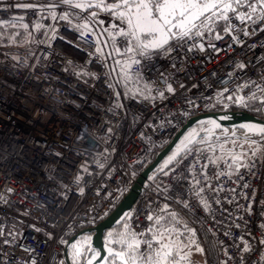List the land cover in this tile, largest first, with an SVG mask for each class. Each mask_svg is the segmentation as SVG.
Instances as JSON below:
<instances>
[{
	"label": "built area",
	"instance_id": "1",
	"mask_svg": "<svg viewBox=\"0 0 264 264\" xmlns=\"http://www.w3.org/2000/svg\"><path fill=\"white\" fill-rule=\"evenodd\" d=\"M50 7L18 6L16 0L0 4V20L27 25L29 33L23 45L6 44L0 37V196L6 201L0 202V228L5 229L0 264H65L66 241L109 215L149 156L190 117L226 111L230 105L248 107L253 92L258 102L264 100V21L254 26L256 31L249 22L228 33L223 21H217L212 34L182 48L172 43V51L156 57L142 79L132 75L139 67L127 69L129 80L120 84L108 59L90 55L99 45L79 40L75 26L87 23L76 15L80 10L72 11L70 22L52 21L50 11H40ZM55 14H61L59 5ZM98 18L109 17L101 12ZM216 34L222 38L215 39ZM85 39L95 41L93 35ZM193 43L203 44V50L189 51ZM169 83L171 93L166 91ZM145 86L152 96L164 90V98L145 99L140 94ZM229 95L243 97L245 103L229 100ZM187 148L199 153L207 144ZM205 155L211 153L188 157L175 172V161L159 170L115 227L122 233L125 225L137 234L147 233L152 226L147 216L157 215L167 203L201 242L205 264H264V157L255 159L251 172L240 170L243 180L221 177L225 191L219 193V203L206 188L210 208L205 209L187 192L191 181L178 183L175 178L181 169L187 172L192 160L199 172L208 163ZM219 170L213 165L206 169L209 178ZM245 182L249 187L242 189ZM218 186L213 180L212 188ZM229 187L249 199L238 195L235 203H228ZM175 200L187 201L190 210ZM113 228L105 231L104 241ZM242 236L251 252H242Z\"/></svg>",
	"mask_w": 264,
	"mask_h": 264
},
{
	"label": "snow or ice",
	"instance_id": "2",
	"mask_svg": "<svg viewBox=\"0 0 264 264\" xmlns=\"http://www.w3.org/2000/svg\"><path fill=\"white\" fill-rule=\"evenodd\" d=\"M41 2L51 5L50 8L40 9V11H50L52 21L70 22L72 11L80 10L76 15L82 16L87 23L75 26V30L79 32V40L89 45L102 44L108 48L112 47L113 42L118 43L119 47L115 49L116 53L122 57H127L130 61V63L126 62L123 67L126 69H132L133 66L139 67V72L132 71V75L137 79H142L143 72L151 66L156 57L172 51V43H175L178 48H182L190 40L195 41L206 34H212L217 21H223L226 25L224 28L225 33L230 30L234 31L241 24H248L249 22L253 26V31H256L254 26L258 22L264 21V0H37V3ZM57 5L61 9L60 15L55 14ZM25 6L27 7V5ZM101 12L110 17V28L100 27L104 23L98 18ZM233 21H239V24L234 25ZM7 26H9V22L0 20V28ZM24 27L27 28V25H24ZM40 27V24L36 25L37 30ZM97 28H99L98 31ZM241 31L243 30L241 29ZM261 31H264V29H261ZM243 34L247 35L248 33L245 31ZM87 35H93L95 41L86 40ZM101 35L105 36L106 39L101 40ZM117 37H119V40H117ZM221 38V35H215V39L219 40ZM197 47L203 50L204 45L193 43L188 50L192 51ZM90 55H97L98 58L104 57L106 61L109 57H112V52H105L103 47L97 46L96 52ZM113 61L116 65H121V61L115 59V57H113ZM240 67L243 68L244 65L241 64ZM165 80L167 81L166 77ZM252 86L257 87L256 82H252ZM246 87H248L247 84L241 86V88ZM166 91L173 92L170 83L167 84ZM223 91L227 92L228 89ZM260 91L264 93V88H261ZM151 92L152 90L147 86L140 90V94L145 99L164 98V90L157 89V96H152ZM227 99L234 100L238 104L245 103L243 97L229 95ZM248 99L253 102L256 101V93L253 92ZM260 104L264 105V100L260 101ZM211 123L216 128L220 127L215 120ZM242 127L249 132L259 133V142L264 143V126L243 125ZM201 142L207 144V148L200 149L199 153H195L192 149L186 147L183 149L182 156L180 153H176L169 157L168 163L171 164L175 161V165L171 169L172 172H175L176 168H179L188 157L197 156L201 153H211V155L204 156L208 163L202 164L199 172L196 171V161L192 160L190 165L185 166L187 172H185V169H181L175 177L178 183L190 180L187 192L190 195L194 193L198 197L199 203L205 209H209L210 205L204 196L205 189L212 191L216 202L219 203V193L225 191L221 177L226 176L229 180H232L233 176H236L238 180H243L244 176L240 170L243 168L251 172L255 167V159L258 155L264 156V152H261V149L257 146L258 141L248 136H245L243 142L240 143L241 151L239 152L226 147L228 143L235 146L238 143L236 139L229 141L226 137L225 141L219 144L218 150L213 143H209L204 137H201ZM245 145H247L248 151H243ZM209 165L220 168L212 178L208 177L206 171ZM221 165L226 167H221ZM168 174L169 172H164L165 176ZM213 180L219 182V186L215 189L212 188ZM241 187L247 189L249 184L245 182ZM164 190L167 191V188L165 187ZM80 191L82 193L83 189ZM227 191L232 193V198L227 200L230 204L236 202L238 195L245 200L249 199L243 192L238 194L237 188L229 187ZM0 202H6L3 196H0ZM174 202L182 203L183 209L190 210L187 201L175 200ZM237 207L240 206L237 204ZM246 211H251V205L248 206ZM177 217L178 213L170 210L169 205L165 203L160 213L155 216H147V220L153 224L147 233L137 234L125 225L126 231L121 233L120 238L115 241V243L121 245V248L118 251L109 248V258L113 261H119L120 264H181L182 260L188 258L183 250L191 248L195 244V233L188 229L187 225L183 228L175 227L174 225L179 223ZM240 219H243V217H240ZM235 226L240 227L239 224ZM261 227L264 228V225H261ZM4 231L5 229L0 228V235ZM189 232H191V237L182 238L186 237ZM8 234L11 235V232ZM228 234L230 233H226V235ZM241 240L244 244L242 252H251V245L248 241L243 240V236ZM5 243H10V241H5ZM260 243L264 244V240H261ZM71 246L73 249L77 247L76 244ZM196 251L202 253L203 249L197 245ZM81 256L82 253L77 252L73 257L72 264H80ZM95 258V255H93L87 260V264H92ZM229 259H231L230 256ZM261 262H264V256H261Z\"/></svg>",
	"mask_w": 264,
	"mask_h": 264
},
{
	"label": "rangeland",
	"instance_id": "3",
	"mask_svg": "<svg viewBox=\"0 0 264 264\" xmlns=\"http://www.w3.org/2000/svg\"><path fill=\"white\" fill-rule=\"evenodd\" d=\"M16 1H17L18 6L27 5V6L37 7V6H41V5H46V3H43V2L37 3V0H16ZM3 3L5 4V0H0V4H3ZM109 20H110V18L109 19H103L102 21H104V23L100 27L110 28ZM7 22H9V26L0 28V37L2 35L5 38L4 42L6 44L9 43L11 45H14V44L23 45L25 42L28 41L29 33L26 29H24V27H22V24H20L17 21H14V20L7 21ZM98 30H99V28H97V31ZM100 39L105 40L106 37L101 35ZM117 40H119V37H117ZM99 47H103L105 52H112V57L108 58V62H109V66H110L111 72H112L115 80L118 81V83H120V84H123L124 81L127 82V80H129V76L126 73L127 69L124 68L123 65L126 62L130 63V61H128L127 57H122L116 53L115 49L119 47V44L116 42H113L111 48L104 47L102 44H100ZM113 57H115V59H117V60H120L121 65H116L113 61ZM113 69H115V71H113ZM210 122H211V120L203 121V122L197 123L196 125L189 128L185 132V134L181 137L179 144L184 143L185 141L190 140V139H191V143H189V145H191V144H205V143L201 142V137H204L205 139H207L209 141V143H213V145L218 150L219 144L223 143L225 141V138L227 137L229 141L232 139H236L238 141V143L235 146H233L231 143H228L226 145V147L228 149H234L235 151L239 152V151H241L240 143L243 142V139L245 136H248L251 139H256L258 141L257 146L261 149V152H264V143L259 142L260 141L259 133L249 132L247 129L242 127L243 124L238 123V122L233 123L231 121H225V123L218 122L217 124H219L220 127L216 128L215 125H211ZM207 130H211V131H207ZM198 132H203V134L192 140V137ZM217 138H219V139H217ZM243 151H248L247 145H245ZM262 157H264V156L258 155L257 158H262ZM177 218L179 220V223L174 225V226L178 227V228H183L186 224L182 220H180L179 217H177ZM152 226H153V224H152ZM170 226H173V225H170ZM121 233L122 232H120V228L114 227L111 230V234H109L105 238L106 245L112 247L114 250H117V251L120 250L121 245L115 243V241L120 238ZM188 237H191V232H189L186 237H182V238L186 239ZM194 239H195V244H193L191 248H186L183 250V253H186L188 258L186 260H182L181 264H205L204 248H203L201 242L197 239V237H194ZM88 241H89V236L84 234V235L80 236L79 238H77L72 243V244H76L77 247L75 249L72 248V246H71L72 244L69 246L68 254H69V260H70L71 264H72L73 257L76 255L77 252L82 253V256L80 257V264L83 261H85V258H86L85 252L87 249ZM197 245H199V247H201L203 249L202 253L196 251ZM178 259H179V254H178ZM109 260H112V259H110L109 255H108L107 262L104 264H108ZM65 264H67V263L65 262Z\"/></svg>",
	"mask_w": 264,
	"mask_h": 264
},
{
	"label": "water",
	"instance_id": "4",
	"mask_svg": "<svg viewBox=\"0 0 264 264\" xmlns=\"http://www.w3.org/2000/svg\"><path fill=\"white\" fill-rule=\"evenodd\" d=\"M212 118H243L264 125V118L252 115L244 110L216 111L209 113H201L190 117L187 122L175 133L172 139L163 148L157 151L154 158L145 166V168L141 172L137 174L135 180L129 187L128 191L117 204V206L113 209V211L94 226H88L79 229L74 236L70 237L66 241L63 247L65 262L67 264H71L68 254L69 246L77 238L86 234L89 236V241L85 252V261H83L81 264H87V260L90 259L93 255H95L96 258L93 260L92 264H97V262H99V264L106 263L109 253L107 254L104 249V246L106 245L103 238L105 231L107 229L117 226L121 222L123 217L130 210L132 204L142 192L147 181L151 179L159 170L169 165V157H172L176 153H181L183 149L189 146V143H191V139L179 144V141L181 137L185 134V132L197 123L212 120ZM220 122L225 123V121ZM202 134L203 132L196 133L192 137V140L201 136Z\"/></svg>",
	"mask_w": 264,
	"mask_h": 264
},
{
	"label": "trees",
	"instance_id": "5",
	"mask_svg": "<svg viewBox=\"0 0 264 264\" xmlns=\"http://www.w3.org/2000/svg\"><path fill=\"white\" fill-rule=\"evenodd\" d=\"M217 28L220 29V25H217ZM229 110H244L252 115H255V116H259V117H262L264 118V109H262V105L260 104V102H258L257 100L256 101H251V103L249 104L248 107H242V108H238V107H235L233 105H230L229 106ZM160 150V149H159ZM159 150H155L150 156H149V161H151L155 154L157 153V151ZM108 264H120L119 261H112V260H109Z\"/></svg>",
	"mask_w": 264,
	"mask_h": 264
},
{
	"label": "bare ground",
	"instance_id": "6",
	"mask_svg": "<svg viewBox=\"0 0 264 264\" xmlns=\"http://www.w3.org/2000/svg\"><path fill=\"white\" fill-rule=\"evenodd\" d=\"M216 121V123H218V122H220V121H226V120H229V121H231V122H238V123H241V124H243V125H258V126H264V125H262V124H260V123H257V122H255V121H252V120H249V119H243V118H236V119H231V118H220V119H218V118H212V120H211V122L212 121ZM210 122V124L211 125H214V124H212ZM127 214V213H126ZM109 248H112V247H110V246H107V245H105L104 246V249H105V252L108 254L109 253ZM114 250V249H113Z\"/></svg>",
	"mask_w": 264,
	"mask_h": 264
},
{
	"label": "crops",
	"instance_id": "7",
	"mask_svg": "<svg viewBox=\"0 0 264 264\" xmlns=\"http://www.w3.org/2000/svg\"><path fill=\"white\" fill-rule=\"evenodd\" d=\"M110 18V17H109ZM109 18H106V19H109ZM216 26V25H215Z\"/></svg>",
	"mask_w": 264,
	"mask_h": 264
},
{
	"label": "flooded vegetation",
	"instance_id": "8",
	"mask_svg": "<svg viewBox=\"0 0 264 264\" xmlns=\"http://www.w3.org/2000/svg\"><path fill=\"white\" fill-rule=\"evenodd\" d=\"M83 228H85V227H83Z\"/></svg>",
	"mask_w": 264,
	"mask_h": 264
}]
</instances>
